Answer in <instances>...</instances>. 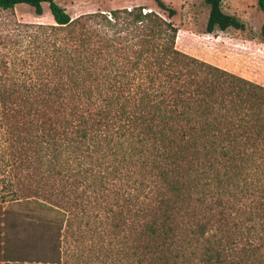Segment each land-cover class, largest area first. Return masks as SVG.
<instances>
[{"label":"trees","instance_id":"1","mask_svg":"<svg viewBox=\"0 0 264 264\" xmlns=\"http://www.w3.org/2000/svg\"><path fill=\"white\" fill-rule=\"evenodd\" d=\"M43 3L65 28L103 15L73 19L56 0L0 9L41 15ZM204 3L208 33L245 28L223 0ZM126 13L136 33L116 54L82 40L70 79L43 96L25 82L20 102L0 92V253L25 257L3 230L29 222L51 234L44 262L61 264L68 214L101 209L139 235L127 264H264V86L178 50V29L154 11Z\"/></svg>","mask_w":264,"mask_h":264},{"label":"rangeland","instance_id":"2","mask_svg":"<svg viewBox=\"0 0 264 264\" xmlns=\"http://www.w3.org/2000/svg\"><path fill=\"white\" fill-rule=\"evenodd\" d=\"M163 1L169 9L176 11L173 17L155 0H56L73 19L103 14L93 20L83 18L76 27L67 28L55 23L47 3H43L41 15L26 4L9 10L0 9V92L10 101L16 99L20 102L18 97L26 92L22 86L25 82L32 88L30 91L26 89L29 96L35 93L43 96L44 90L49 92L52 85L70 79L75 71L71 70L73 59L82 40H90L91 44H88L95 50L107 47L104 49L106 55L116 54V48L124 47V39L136 33L129 34L134 26H130V30L123 29L133 19L126 12H135L138 8L143 14L154 11L174 24L178 29L177 36L180 33V40L175 44L181 52L264 86V38L261 34L264 14L257 0H223L224 12L239 18L245 28L213 33L206 30L209 8L204 0ZM114 11L118 18L112 15ZM107 19L117 27L108 26ZM134 40L137 43L138 39ZM108 60L97 62L103 65ZM9 88H16L15 93L11 94ZM108 198L111 204L116 203L117 198ZM123 203L121 200L119 204ZM112 206L114 210L120 209L117 205ZM131 209L137 211L139 205ZM96 212L91 209L83 215L80 209H74L68 214L61 237V264H127L123 252L129 245L136 244L139 235L126 229L115 231L112 215H106L101 209L98 214ZM9 218L12 220V216ZM130 221L125 227L132 225ZM20 224L18 228L7 227L3 231L8 233L12 244L28 246L26 250L30 257L44 259L43 252L48 249L49 242L41 236L50 237L48 229L31 226L29 222ZM50 254L46 258L52 256Z\"/></svg>","mask_w":264,"mask_h":264},{"label":"crops","instance_id":"3","mask_svg":"<svg viewBox=\"0 0 264 264\" xmlns=\"http://www.w3.org/2000/svg\"><path fill=\"white\" fill-rule=\"evenodd\" d=\"M34 258L35 257H30L28 254H26L25 257L18 259L15 254L11 255V253H0V264H49L45 263L43 258Z\"/></svg>","mask_w":264,"mask_h":264},{"label":"bare ground","instance_id":"4","mask_svg":"<svg viewBox=\"0 0 264 264\" xmlns=\"http://www.w3.org/2000/svg\"><path fill=\"white\" fill-rule=\"evenodd\" d=\"M180 40V33H179V35L177 36V42Z\"/></svg>","mask_w":264,"mask_h":264}]
</instances>
